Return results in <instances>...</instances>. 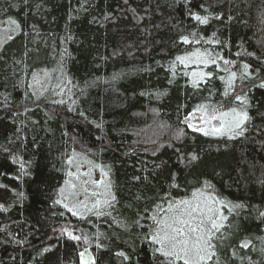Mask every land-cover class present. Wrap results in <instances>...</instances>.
I'll return each instance as SVG.
<instances>
[{
	"label": "trees",
	"instance_id": "1",
	"mask_svg": "<svg viewBox=\"0 0 264 264\" xmlns=\"http://www.w3.org/2000/svg\"><path fill=\"white\" fill-rule=\"evenodd\" d=\"M7 21L0 264H81L85 246L90 264H164L152 217L193 193L221 207L208 264H264V0H0ZM233 108L241 134H212L209 113ZM80 153L109 186L83 215L59 197Z\"/></svg>",
	"mask_w": 264,
	"mask_h": 264
},
{
	"label": "snow or ice",
	"instance_id": "2",
	"mask_svg": "<svg viewBox=\"0 0 264 264\" xmlns=\"http://www.w3.org/2000/svg\"><path fill=\"white\" fill-rule=\"evenodd\" d=\"M200 23H207L206 18L200 16L194 17ZM185 43L188 42L186 37L182 38ZM191 56L197 57L200 62L207 63L200 57L199 52H194ZM177 61L181 64H186L190 56L177 57ZM215 63V59H212ZM225 63H229L225 61ZM247 68V65L244 66ZM195 75V73H194ZM235 78V73L229 77V84ZM264 87V84H261ZM241 100L240 96L236 97ZM233 119L226 121L223 118L227 117L229 113H219L217 116L214 113H209V119H221L219 127L212 130V134H223L224 132H233L235 135H240L242 132V125L248 118L246 112L237 113L236 109H231ZM205 135L210 134L205 131ZM197 159L193 156L192 160ZM175 186V185H174ZM114 200L115 197H112ZM193 200L197 201L193 203ZM193 200H182L174 203L165 210V215L160 216L159 213L152 217L154 228L149 234V239L153 245H156L154 251L159 257H163L164 264H208L216 255L214 251L213 238L214 234L219 231L220 219L218 209H213L208 206L206 202L199 199L196 193H193ZM105 203H109L105 201ZM98 206V205H97ZM264 215V213H261ZM79 240L80 237H73ZM246 247L247 245H243ZM86 252V250H85ZM85 252L80 253L81 264H88L84 259ZM91 258L89 257V260Z\"/></svg>",
	"mask_w": 264,
	"mask_h": 264
},
{
	"label": "rangeland",
	"instance_id": "3",
	"mask_svg": "<svg viewBox=\"0 0 264 264\" xmlns=\"http://www.w3.org/2000/svg\"><path fill=\"white\" fill-rule=\"evenodd\" d=\"M15 30L16 26L14 23L8 21L5 23H1L0 45L4 40H6L8 35H12ZM47 82L48 77L46 70H40L37 71L34 76L32 87L39 92L43 89ZM194 118L198 121L195 126L199 127L204 125V118L206 117L200 115L195 116ZM223 119L226 121H231V119H233V114L229 112V115L227 117H224ZM214 120H217L219 122V126L221 124L220 118L209 120V125L213 129L217 128L214 125ZM69 165L70 166L67 171L66 180L61 185L59 191V197L61 201L64 204L69 205L71 210L80 215L86 214L93 209H98L109 198V186L107 179L108 175L106 171L98 164H94L85 159V157L81 153L75 155L70 160ZM197 196L201 201L206 202L208 206L212 207L213 209H218V215L221 214L220 203L215 198L204 193H197ZM187 200H193V196L192 198ZM178 202L179 201L170 203L165 210H167L170 205ZM196 202L197 201L193 200V203ZM165 210L160 216L165 215ZM217 222L219 225H221L219 220ZM84 248L88 247L85 246Z\"/></svg>",
	"mask_w": 264,
	"mask_h": 264
},
{
	"label": "water",
	"instance_id": "4",
	"mask_svg": "<svg viewBox=\"0 0 264 264\" xmlns=\"http://www.w3.org/2000/svg\"><path fill=\"white\" fill-rule=\"evenodd\" d=\"M197 122L198 121L194 118L193 115H188L182 120V123L187 124L188 126L196 125ZM214 125H215V127H219V122L217 120H214ZM85 250H86V252H85ZM82 252H85L84 259L87 260L88 264H89L93 260V255H92L91 251L88 248H84L83 250H81L80 253H82ZM89 257L91 258L90 260H89Z\"/></svg>",
	"mask_w": 264,
	"mask_h": 264
}]
</instances>
